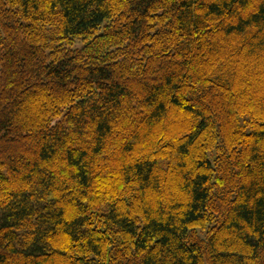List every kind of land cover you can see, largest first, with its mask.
I'll return each instance as SVG.
<instances>
[{
    "label": "trees",
    "instance_id": "obj_1",
    "mask_svg": "<svg viewBox=\"0 0 264 264\" xmlns=\"http://www.w3.org/2000/svg\"><path fill=\"white\" fill-rule=\"evenodd\" d=\"M0 264H264V0H0Z\"/></svg>",
    "mask_w": 264,
    "mask_h": 264
}]
</instances>
